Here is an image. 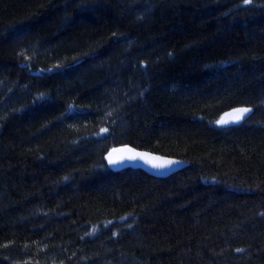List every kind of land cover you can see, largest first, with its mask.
I'll return each mask as SVG.
<instances>
[{
    "label": "trees",
    "instance_id": "trees-1",
    "mask_svg": "<svg viewBox=\"0 0 264 264\" xmlns=\"http://www.w3.org/2000/svg\"><path fill=\"white\" fill-rule=\"evenodd\" d=\"M0 264H264V0H0Z\"/></svg>",
    "mask_w": 264,
    "mask_h": 264
},
{
    "label": "water",
    "instance_id": "water-1",
    "mask_svg": "<svg viewBox=\"0 0 264 264\" xmlns=\"http://www.w3.org/2000/svg\"><path fill=\"white\" fill-rule=\"evenodd\" d=\"M238 108H248V109H250V111L245 113L243 118L240 119L239 121H232L229 114L233 113V111L235 109H238ZM252 111H253V108L250 106H237V107L231 108L230 110L225 112L222 115V117L219 119V121H221L223 119V120H226L228 122L227 123H219V121H218V123L221 126H230V125L242 123L248 119V117L251 115ZM122 149H132L136 153L147 154V156L149 158L158 157L159 160H155L152 163H150V162H148V159H142L140 157H137L134 160L125 158L124 160H121L117 163H110L109 162V154L110 153L112 154V159H118L122 155L126 157L127 155L131 154V153H127L124 151H119ZM114 150H118V151H114ZM106 159H107L109 165L115 170H121V169H125V168L141 169V170H143V171H145V172H147L153 176H157V177H167L173 173L180 171L181 169L185 168L188 165V162L185 160H182V159H179L176 157L162 155V154L155 153V152L148 151V150L138 149V148L131 146L129 144L113 146L107 152ZM168 160H171L174 163H172L170 165H166L164 167H154L153 166L154 163H163L164 161H168Z\"/></svg>",
    "mask_w": 264,
    "mask_h": 264
},
{
    "label": "snow or ice",
    "instance_id": "snow-or-ice-1",
    "mask_svg": "<svg viewBox=\"0 0 264 264\" xmlns=\"http://www.w3.org/2000/svg\"><path fill=\"white\" fill-rule=\"evenodd\" d=\"M251 2H252V0H244V3L245 4H248V3H251ZM249 111H250V109H248V108H238V109H235L233 111V113H231L229 115H230V118H231L232 121H239L240 119L243 118L244 114L247 113V112H249ZM227 122L228 121L223 120V119L221 121H219V123H227ZM102 131H107V130L106 129H103ZM114 151H118V150H114ZM119 151H124V152L131 153V154L130 155H127L126 157L122 155L118 159H112V154L110 153L109 154V162L110 163H117V162H119L121 160H124L125 158H127V159H133L134 160L137 157H140L142 159H148V162H150V163H152L155 160H159L158 157H151V158H149L147 156V154H144V153H136L132 149H122V150H119ZM172 163H174V162L171 161V160H168V161H164L163 163H154L153 166L154 167H164V166L170 165ZM237 251H242V249H237Z\"/></svg>",
    "mask_w": 264,
    "mask_h": 264
}]
</instances>
